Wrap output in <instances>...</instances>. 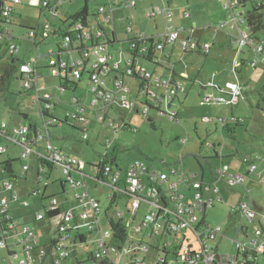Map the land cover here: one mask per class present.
<instances>
[{
    "label": "rangeland",
    "instance_id": "rangeland-1",
    "mask_svg": "<svg viewBox=\"0 0 264 264\" xmlns=\"http://www.w3.org/2000/svg\"><path fill=\"white\" fill-rule=\"evenodd\" d=\"M136 1L137 7L135 9L126 7L125 0H113L112 2H96L92 0L87 4L88 7L93 10L98 8L95 6L102 5L103 3L110 5L107 9L112 8V14L108 10L106 14H101L97 18H92L89 26L91 28L90 30L96 33L100 25L108 28L109 32H112L113 24L115 25L119 41L110 53L113 54L116 59L119 58L120 51L127 50L130 37V35L126 34L127 28H132L134 34L140 31H147L148 33L154 31V22L156 18L150 20L149 17L146 18V15L151 12L152 8L157 9L158 7H162L161 0ZM255 2L258 3V0ZM255 2L248 3L246 7L237 9L236 13L246 14L248 11H251ZM174 5L177 8H185V12L190 8L193 17L191 20L185 21L187 23H185L186 27L188 28L197 22L199 24L198 28L201 29H198L196 35L203 36L204 40H207L210 44H212V40L208 39V32L204 33L202 28L212 26L217 28L226 21L230 22L228 26L221 29L223 32L215 30L216 32L214 33L212 31L214 34L218 35L216 36L218 40L215 43V48L207 57L196 56V58H193L192 61L194 63L192 65L195 66L197 70H203V77L206 79L217 74V82L222 86H225L228 82H236V78L231 70L239 44H236V42L234 44L233 38H230L229 35H225V33H227L236 36L237 31L230 30L232 26L231 17L229 20L227 12L223 8L224 4L221 1L218 3L216 0H174ZM84 6L85 0H73V3L69 0L64 1L62 3V9L57 16L53 12H48L47 10H45L43 14L41 11V9H43L42 4L41 7L35 8L17 7V14L22 15L23 18L21 20L19 16H16L15 21L16 23H21L25 27L33 26L37 28L40 22L48 20L58 27L60 20L68 19L70 15L78 14ZM110 15L113 17V22H107ZM156 22H159L160 25L162 23L159 19H156ZM9 29L11 34L16 37L26 36V38H28L27 32H23L19 28L9 27ZM158 40H162L161 35L160 37H155L156 43ZM8 43L9 41L6 37L0 40V45L3 46V49L0 51L2 57L8 56V50L6 49ZM37 45L39 51L32 49L30 51L31 56H38L39 54L48 55L51 50L57 53L54 45L49 42L42 43L40 37L37 38ZM27 48H29V45L23 42L21 45V54L19 55H23ZM90 51V60L94 61L96 59L94 50L91 49ZM248 51V49H244V53L240 57L241 60L243 59L246 62V65L241 68L237 78L243 84L245 97L238 105L226 106L211 104L212 106L202 107L201 101H204L205 97L201 95V87L199 85L193 86L190 83H186L188 85L186 93L180 95L176 102V108H178L181 113V121L174 123L169 118L162 117L159 113V111L164 114L169 112L167 100L158 104L152 96L147 95L145 90L137 88V90L132 93L139 108V113L131 109L116 107L117 116H115L114 119L118 123L128 125V128L124 131H116L110 128L108 123H98V121H96V113L91 109L87 110V118L91 120L89 125H87V129L89 130L88 141H83L82 138H80L81 133H78V131L73 128L75 121L69 114H76L78 111L75 104H73L74 97L77 98L79 104L83 106L88 107L91 105L92 97L89 95V88L91 85L89 76L85 75L80 83L76 81L77 86L74 93L70 91L64 93L60 88L59 80L51 78L50 72H43L44 78L41 84L47 87V92L51 96L60 101V107H56L54 110L52 109V116L60 122H63L62 126L57 125L54 127L56 131L53 143L57 148L61 149L63 153L86 164L84 169L86 186L91 196L95 197L101 203L102 213L100 214V226L104 233L110 231L109 221L105 217L104 211L108 210L107 213L110 219L116 218V220H119L116 212H126L132 200L124 195H120L115 201L117 206L113 205L112 198L118 195L117 190L112 189L106 184L97 182L96 170L91 167L92 165L98 166L106 162L113 166L115 170H121L120 189L125 188L123 179L127 168L132 163L138 162L144 163L147 167L157 171H171L177 169L181 174H197L199 179L202 178L204 170L206 179V181H204L210 184L209 182L213 180L211 175L212 167L213 171L217 169L221 160L214 157V152H210L213 144H222V146H226L225 156H223L225 157L224 161L229 167L237 168L244 160L252 158L253 162L249 163V165L254 164L261 168V166H259L261 162L258 160L254 162V160L259 156H264V120L262 119L261 112V108L264 107V60L260 55H257V53H249ZM170 52V47L166 48L165 55L164 53L158 52L161 59L162 56H165L164 67L157 66L144 60L139 62L144 69L152 73L155 79H169L171 74L167 69L170 68V65L166 60V56ZM126 56L128 57L127 53ZM172 56L174 65L179 64L184 56L183 48L179 46L178 43L176 44L175 53ZM255 60L259 61L256 67L248 65ZM170 64H172V62ZM162 90L166 91V88L163 86ZM21 91L20 84L17 80L12 83L9 92L6 93L0 90V132L4 123L10 126L18 121V112H24L28 114L30 120L42 123V117L37 106L31 102L27 103L25 101L26 96L20 94ZM147 101L149 112H147V115H144L142 111L147 108V105H145ZM231 114L245 119V123L242 125H234L231 123L232 125L229 124L226 128L222 127L219 120L230 119ZM204 117H212L216 120L211 124H207L203 121ZM66 119H68L67 124H65ZM107 142L111 145L110 148ZM7 146L10 147L9 153L12 154L13 157L19 156L21 158V162H18L16 165L19 174L22 173L21 176H25V172L22 170L24 165H30L32 169H37L34 158L28 160L27 157L20 156V149L13 144L11 145L5 138L0 136V149L3 147L6 148ZM40 151L44 152L43 145H41ZM7 157V155L0 157V162L4 161ZM161 161L168 164L169 167L166 168L163 166ZM177 162L180 163L173 166ZM53 172V177L51 176L49 179L46 178L40 181L35 178L34 171L31 170L26 180L25 177H20L19 181H13L20 196V203H28V206L23 208H20L19 205H12L11 214L14 218L25 214H30L32 218L33 215L38 213L45 215V211L41 204L42 197L46 196V198H52L56 196V187H54V183L66 180L59 166H53ZM253 180V185H251L252 198L257 201L259 205L264 207V178H254ZM46 182L49 186L45 190ZM39 189L42 192L45 190L44 196H42V194L33 195ZM237 189L239 191L238 187ZM3 192L2 178L0 177V201ZM77 192V190L69 188L65 195L57 196L53 201L57 202L58 205L63 208L66 206L67 200H70V202L74 201V196ZM214 196L215 203L213 207L208 208L206 221L213 227H221L223 230L222 234H225L224 237H222V242L219 243V245L217 244V246H220L219 254L227 257L237 256V239L241 242L248 241L243 237H237L239 229L233 227V222H231L229 216L232 207L237 206L238 195L234 196L226 189H222L220 195L214 194ZM219 198L222 201H219ZM146 211L147 208L143 206L136 217L135 223H142ZM129 216L130 214L127 218H129ZM260 219L261 215L259 214L258 220ZM15 222L19 224L21 221L15 220ZM244 225L248 226V231L250 233L249 238L253 240L255 238L253 226L246 221H244ZM30 226L35 230V227H37L36 235L41 242L38 248L32 252L33 264H41L39 252L40 249L44 247L41 244L49 243L53 235H56L58 229L57 221L46 219L42 222L31 223ZM237 226L239 227L240 224L238 223ZM128 230L130 234V243L137 244L144 241V243L150 247V251L146 256V264H156L159 254H162L159 249L162 248L159 239L155 236L149 238L147 236L146 227L143 228L142 235L136 232L133 226H128ZM41 232L46 234L47 237L41 236ZM84 233L87 234L88 239L86 247H88V249L75 246L73 244V239L68 243L70 251L72 249L78 251V258L81 261L83 260V262L87 258L86 255L94 248L92 243L98 236L96 233L90 235L91 233L88 230H84ZM2 238L0 229V242ZM17 240V236L9 237V249L0 248V264H12L10 254L21 251L20 247L15 246ZM161 240L165 243L168 239L165 238ZM170 242L172 245L168 248V251L170 252V256H172L175 249L173 238L170 239ZM194 249L199 250L198 243H195ZM69 255L68 260H65L63 264H76L74 255ZM47 261H51L50 257L47 258ZM14 264H18V261ZM256 264L264 263L262 259H260Z\"/></svg>",
    "mask_w": 264,
    "mask_h": 264
},
{
    "label": "built area",
    "instance_id": "built-area-1",
    "mask_svg": "<svg viewBox=\"0 0 264 264\" xmlns=\"http://www.w3.org/2000/svg\"><path fill=\"white\" fill-rule=\"evenodd\" d=\"M113 0H105L104 2ZM224 4L225 9L230 13L231 17V29L237 31L236 44L239 48L236 52V57L232 64V74L236 78V82L220 86L210 80L207 82L206 87L218 90L222 95L220 97H214L212 95L205 96V100L201 101V105L207 103H219L226 106L238 105L244 99L243 85L237 76L239 70L242 68L243 63L241 55L244 53V49H248L251 52L257 53L264 60V40L257 43L253 32L248 28L247 16L245 13H236L239 9V0H219ZM54 0H0V21L13 20L12 14L18 6L25 5L28 7H41L54 10ZM57 5L62 4L63 0H55ZM105 4V3H104ZM125 5L128 8H135L137 6L136 0H125ZM110 6V5H108ZM243 8V7H242ZM98 13L106 14L107 11L112 14V8L101 6L96 9ZM108 12V13H109ZM156 11L151 14L155 16ZM107 22H113V17L110 15ZM51 25L45 23L40 35L43 38H48L51 33ZM81 24L77 23L75 27H72L70 32L76 34V38L80 41L77 42L70 36V32L65 33V39L61 45L62 50L68 49V43L74 44L75 49H80L81 56L76 58L71 56L65 59L66 52L55 53L51 50L48 55L31 56V50L38 48L35 46L33 33L28 38L16 37L4 30L0 24V40L6 37L9 41L10 49L14 54L21 53V45L26 42L29 45L24 52V58L26 59L21 69V85L22 91L26 94V97L33 101L34 104L40 109V114L43 119L42 125H35L32 129L27 125H12L8 126L6 123L2 125L0 136L5 138L11 145H15L20 149L22 157H27L31 160L36 156L39 161L38 180L43 179V175L46 173L47 165H58L61 167L64 176L66 177L67 186L72 190L78 192L74 196V201L69 202L65 210H60L55 201L48 202L46 207L47 213H53L59 210V214L52 221H57V238L54 240L56 243L55 250L53 251L52 258L55 264H61V262L69 257V240L73 239L74 245L80 248H85V243H81L80 238H87V234L84 230H88L91 234H98L96 240L92 243L93 252L98 257H106L114 264H146V256L150 251V247L147 246L144 241L140 243H130V241L124 245H115L112 242L111 231L103 232L100 226L102 207L101 203L93 196H91L88 187L86 186V175L82 172L86 164L76 158L70 157L66 154H62L61 151L54 146L50 129L57 125L62 126L63 122L55 119L52 116V109L54 108V97L51 96L45 85L41 84L43 79V71H48L52 78H59L61 83L70 87L71 83L81 80L83 72L87 69V73L90 76L92 85L89 88V94L92 97V103L90 106H83L79 104L77 98H74L73 104L78 109L76 114L70 113L69 116L73 117V128L81 133L80 138L83 141L89 140V130L87 125L91 122L87 117V110L91 109L96 113V121L98 123H108V126L116 131L124 129V123H118L110 117L107 118V107L113 103L124 109H134L136 102L128 100L126 94L129 89L126 83L122 80L114 82L113 88L106 89L103 84L104 81H100L101 77L108 76L112 73H120L124 77L136 76L142 81L141 89L145 90L149 96L157 98L158 101L164 102L167 100L168 104L173 100L176 90L171 86V81L153 80L152 73L143 68L139 64L140 58L147 57L150 51L148 41L150 37L145 34H140L130 41V51L134 53L129 57L128 61L124 60L123 52L119 53V58L110 53L102 54L106 51L107 46L105 44H99L94 46V55L96 59L90 60V47L88 41L93 40L90 35L81 33ZM127 32H131L129 28ZM70 33V34H69ZM97 36L95 40L102 37V32L97 29ZM162 40L155 45L154 52L164 51L165 47L169 44L176 42L184 49V51H196L199 47L198 44L187 38H182L181 31L172 27H166L161 35ZM36 39V38H35ZM201 51L208 53L210 50L209 44L201 45ZM39 51V50H38ZM77 55V53H74ZM87 59V60H86ZM131 59V60H130ZM240 59V60H239ZM87 63H86V62ZM127 62V64H126ZM259 63L258 60L250 62L248 65L256 67ZM214 77V76H213ZM166 88V93L163 96H159L154 93L152 87ZM62 91H65L60 87ZM123 93L119 97V94ZM162 98V99H161ZM148 109L143 111L144 115H147ZM262 119L264 120V107L261 110ZM174 115V113H172ZM173 117V116H172ZM204 122H210L209 118H204ZM66 124L68 119H66ZM108 143V142H107ZM44 146V152H41L37 146ZM34 145V147H33ZM36 145V146H35ZM108 145H110L108 143ZM7 148V147H6ZM6 148H1L0 153H5ZM264 162V158H259ZM256 167L254 166L252 171ZM31 169L30 165L23 167L24 172L29 173ZM99 170V169H98ZM4 173L0 168V174ZM121 170H115V168L106 162L101 168L98 179L99 183L106 184L112 189L117 190L118 195L112 198V202L120 195L132 200L129 213L136 219L138 213L143 206L147 208L146 214L142 223L132 225L128 223V226H133L136 232L143 234V228L146 227L147 236L153 238L154 236L163 235L165 238H173L175 242V249L172 256L166 257L159 254L156 264H255L257 261L254 259V253L256 251L264 253V230L259 226L254 229L255 238L251 243L241 242L237 240L238 254L242 256L241 263H238V258L235 260L227 259L223 261L216 255L217 244L219 240L224 236L221 227H213L209 224L205 217L203 218L202 212L209 207H213L215 200L205 202L204 198L207 192H210L211 185L206 184L204 181L199 180L195 175L178 174L174 171L173 174L177 175L180 182L190 181V185L194 190V194L190 198L184 197L179 193L177 184H173L169 180V175L163 172L155 171L147 167L144 163H132L124 174L123 182L125 188L120 189L121 183ZM217 180L224 181L226 186L230 189H235L241 186L245 181L248 173L232 172L230 167L226 164H221L214 172ZM26 175V173H25ZM4 192L2 193L0 201V220L4 222V230L6 239L1 240L0 248L9 249L8 238L17 236L18 240L15 244L16 247H20V252H13L10 254L12 264L18 261V264H33V250L39 246V241L36 235V231L26 226H19L14 221L11 215V206L14 203L19 202V193L14 189L13 184L8 180H2ZM215 194L219 195V189H215ZM6 193V195H4ZM42 191L39 189L33 195H41ZM221 201V199H218ZM23 207L28 206L27 202L21 203ZM233 213L239 218L240 225L244 221L253 225L256 219V211L252 205L248 202H242L238 206L233 208ZM124 213L117 212L118 218H122ZM37 222L44 221L45 215L38 214L35 216ZM243 225L241 226V228ZM248 227H246V230ZM244 230V229H243ZM192 231V233H187ZM73 234V235H72ZM165 237V238H164ZM109 238V239H108ZM158 238V237H157ZM87 241V240H86ZM161 241V240H160ZM163 241V240H162ZM195 243L199 244V250L194 249ZM172 243L167 241L162 245V250L166 247H171ZM154 249V248H152ZM166 249V248H165ZM162 252V251H161ZM47 249L43 247L40 249L39 258L41 264H52L47 261ZM175 254V256H173ZM22 256V258H21Z\"/></svg>",
    "mask_w": 264,
    "mask_h": 264
},
{
    "label": "trees",
    "instance_id": "trees-1",
    "mask_svg": "<svg viewBox=\"0 0 264 264\" xmlns=\"http://www.w3.org/2000/svg\"><path fill=\"white\" fill-rule=\"evenodd\" d=\"M64 1H67V0H63V2ZM69 1L73 3V0H69ZM91 1L92 0H85V6L80 10V12L78 14H76V15H70L68 19L60 20L58 27L56 25H54L51 21H48V20H46L44 22H40V24H39V26L37 28H35L33 26H26L25 27L21 23H16V21H15L16 16H19L21 20L23 18L22 15H18L17 14L18 13L17 9L15 10V13L12 14V16H13V20L12 21L11 20H8V21H6V20L5 21H0V24L2 25L3 29L9 31L10 34H11V31H10L9 27H16L17 29L18 28L21 29L23 32H27L28 37L30 36L31 33H33L34 34L33 36L36 39L35 38H32V39H34L35 46L38 48V50H39V47L37 45V38L40 37L42 43L49 42L50 44L54 45L55 49L58 52H60V51L61 52H66L67 55H64V58L67 59V58H70L71 56L76 57V58H80V56H81V53H80L81 50L80 49L79 50L78 49H75L74 48V44H72V43H68L69 45H68V49L67 50H62L61 49L62 48L61 45L63 44V39H65V33L66 32H70V30L72 29V27H75L77 23H80L81 24V27H82L81 33L82 34H88L93 39V40L88 41V45L90 47V50L93 49L94 46L97 45V42H98L99 44H105L107 46V48H108L102 54L110 53V51L118 43L116 42V40H115V38L113 36H112V38L111 37L110 38L107 37L108 42H106L107 40H105L103 38L104 37V33H103V30L104 29H103V26H99L98 27V29H100V31L102 32V37L99 38V39H97V40H95V37L97 36V33H94L92 30H90L91 29L90 26H89L90 25V20L92 18L99 17L101 15V13H98L97 10H93V9H90L88 7L87 4L89 2H91ZM94 1H96V2L97 1L104 2L105 0H94ZM255 1H257V0H239L238 7L239 8L246 7V5L248 3H253ZM53 4H54V6H53L54 10H52V7H51V10L49 8H43V9H41L42 13L44 14V11L47 10L48 12H53L57 16V14L60 13V11L62 9V4L57 5L56 2H55V0H54ZM101 6L108 7V5L107 4H104V3L102 5H98V6H95V7H101ZM18 7H28V6L22 5V6H18ZM29 8H35V7H29ZM246 16H247L248 28L253 32L257 43H259L260 41L264 40V0H258V3L255 2V4L253 5L251 11H248L246 13ZM45 23L50 24L51 27H52L51 33H50V35H49L48 38H43L40 35V33H41V31H42L43 26H44ZM176 30H178V29H176ZM96 32H97V30H96ZM70 33L69 34H70V36L72 38H74L77 42L80 41L79 39L76 38L77 36H76L75 33H72V32H70ZM141 34L147 35L146 33H141ZM24 37H26V36H24ZM150 38L151 39H150V41H148L147 44H148V46H150L151 49H150L149 54L147 55V57H143L144 58V61L150 62V63L155 64V65L160 66V67H164L162 65L163 60L161 58L158 59L155 56V53H157V52L155 51V53H153L154 52V48H155V43H156L155 42V39L152 38V37H150ZM187 39L195 41L198 44V47L199 48L196 51H189V52L188 51H184V49H183V51H184V57L187 56V55H189V54L190 55L191 54H195V55H198V56H205V57H207L208 55H210L211 46H210V50H209L208 53L202 52L201 51V48H200L201 45L208 44V43L204 42L203 40L196 39V38H193V39L192 38H187ZM233 39H234V44H235V42H236L235 36L233 37ZM159 41H161V40H159ZM159 41H157V43H159ZM130 42L131 41L129 40L126 51H120V52H123L124 54L127 53L128 57H131V55H134V53L130 51ZM177 43L178 42H176L174 44H171V45L168 44L165 47V49L167 47H171V48L176 49V44ZM2 49H3V46L0 45V51ZM6 49L8 50V52H7L8 56H3L2 57L1 54H0V90L2 92H6V93L9 92V89L11 88L12 83L14 81H16V80L20 83L21 90H23L22 89V85H21V69H22L23 64H24V62H25L26 59L24 58V55L14 54L11 51V49H10L9 43H8V45H6ZM165 49H164V51H165ZM164 51H158V52H164ZM75 52L77 53V55L74 54ZM248 52L250 53L251 51H248ZM90 54H91V51H90ZM111 55H113V54H111ZM166 58H167V56H166ZM168 59L169 58H167L166 60L168 61ZM183 59L184 58L182 57L181 61H183ZM168 63H169V65L171 67H175V65L173 63L172 64H170V62H168ZM242 63H243V66L246 65V62L243 59H242ZM126 64H127V62H126ZM240 70L238 71L239 73H240ZM167 71L170 72L171 75H170L169 79H164V80H168V81L170 80L171 81V86H174V85L176 86L178 84L176 82V79L179 76L177 75L176 71L174 69H172V68L167 69ZM112 74L118 75L119 73L116 72V73H112ZM85 75H88L87 69L84 70L83 75H82V78ZM101 78H103V77H101ZM117 78L120 80V77L119 76H117ZM126 78H133V79H138L139 80V78H137L136 76H133V77L132 76L131 77H128L127 76ZM89 79H90V76H89ZM153 79H154V77H153ZM90 83L92 85L91 79H90ZM76 86H77L76 83H71L70 87L67 88L66 85L63 86V84H61V87L64 90H68V92L70 91L71 93H74V91L76 89ZM155 93H157L159 96L161 95L157 91H155ZM20 94H24L26 96V94L23 91H21ZM161 96H163V94ZM154 99L156 100V102L158 104L159 103L160 104L162 103V102L158 101L157 98H154ZM145 105H147L146 107H147L148 112H149L148 101L146 102ZM170 105L171 104H169L167 106L168 109H169V112L168 113H165L164 114L161 111H159V113L162 115V117L176 119V121H179L178 120V116L176 115L177 114V111L174 110V109H172V107ZM58 107H60V106L58 105ZM119 108L124 109V108H122L120 106H119ZM136 109H137V107H135L134 109H131V110H134L137 113H139V110H136ZM38 110L40 111L39 108H38ZM143 111H142V113H143ZM172 113H174V115H172ZM106 116H107V118H109L108 117V114H106ZM13 125H27V126H29L32 129L36 125V123H34L33 120H30L28 114L22 113V112H18V121L15 124H13ZM10 126H12V125H10ZM124 127L125 128L122 129V130H125L126 128H128V125L125 124ZM33 147H34V145H33ZM37 148H38V146L36 147V149ZM9 150H10V147L7 146L6 152L5 153H0V157H2L3 155H7L8 156L4 161L0 162V168H2V170L4 171V173L2 172V174H0V177L2 178V180H8V181H10L13 184V181H15V182L19 181L20 177H22V178L25 177V179L27 177L24 176V175L21 176V174H19V172H18V170L16 168L17 163L18 162H21V158L19 156L13 157L12 154L9 153ZM33 158L35 159L36 164H39L40 163L39 161H37L36 156H34ZM161 163L166 168L169 167V165L166 164L165 162L161 161ZM179 163L180 162H177L173 166H176ZM103 165L104 164H100L98 166H96V165H94V166L92 165L91 166V167H93L96 170L97 176H99L100 171H101V168L103 167ZM51 166H53V165H47V167L50 168V169H51ZM23 167H22V170H23ZM174 171L178 172L177 169H173L171 171L168 170V172H163V173H166V174H168L170 176V175H174L173 174ZM203 172H204V170H203ZM25 173L28 174L27 172H25ZM45 175L48 176V174H46V173L43 176H45ZM211 175H212L213 179H216L217 180V177H216V175L214 174V172L212 170H211ZM195 177H197L199 179V176L198 175H196ZM96 180L99 181L100 179H98V177H96ZM199 180L204 181V178H202V179L200 178ZM206 184H208V183H206ZM13 186H14V184H13ZM54 187H56L59 190L60 193L58 195H56V196H53L52 198L51 197L50 198H44V197H42L41 204L43 205L44 211L46 210L45 205L48 202L52 201L57 196L63 195V193H66L67 190L69 189V186H67L66 180L65 181H60V182L54 183ZM14 189L16 190L15 186H14ZM4 195H6V193H4ZM20 202L21 201H20V196H19V202H18V204L20 205L21 208H23V206L21 205ZM11 212H12V206H11ZM58 214H59V210H57L56 212H53V213H47L45 211V219L44 220L47 219V220L52 221L54 218L57 217ZM204 217L205 216H203V218ZM13 219H14V221L16 220L14 217H13ZM109 226H110V231H111V234H112V242H113V244L120 246V245H124V244H126V243H128L130 241V234H129V230H128V225L124 222L123 217L121 219L119 218V220H116V221H115V219H111L109 221ZM0 229H1L2 237H3L2 240H4V239H6L5 230H4V222L1 221V220H0ZM187 233L190 234V233H192V231H189ZM157 237H158L157 239H159V241L161 239H163V235L157 236ZM167 239H168L167 241H170V238H167ZM80 241H81V243H85L86 242V244H87V241L85 240L84 237H81L80 238ZM86 244H85V249L86 248L88 249V247H86ZM165 244H166V242L164 243V245ZM55 245H56V243L54 241H52L50 243V245H48L47 247H45V249H47V253H48L47 256L50 257V260H51L50 262L52 264H55L54 263V260L52 258L53 251L55 250ZM165 248H163L160 251H162V254L163 255H165L166 257H168V256H170V252L168 251V248H170V247H166L165 246ZM92 250H93V248H92ZM69 252H70V254H73L74 255V257L76 259V264H114L111 261H109V259L106 258V257H98L97 254L94 253V252H90L89 254H87L86 255L87 258H86V260H84V262H83V260L82 261L79 260V258H78V251L73 250V249L70 251V249H69ZM173 256H175V254ZM238 256H239V254L237 256H228L227 259L235 260V259L238 258ZM68 258L64 259L62 262H64L65 260L67 261ZM254 259H255V261H258V260L262 259V261L264 262V253L259 252V251H256L254 253ZM62 262H61V264H63ZM158 264H160V263L158 262Z\"/></svg>",
    "mask_w": 264,
    "mask_h": 264
},
{
    "label": "crops",
    "instance_id": "crops-1",
    "mask_svg": "<svg viewBox=\"0 0 264 264\" xmlns=\"http://www.w3.org/2000/svg\"><path fill=\"white\" fill-rule=\"evenodd\" d=\"M206 1H208V0H206ZM218 3H219V0H216ZM161 2H162V7H158L157 9H155V8H152V10H151V12H149V13H147V15H146V18L147 17H149V19L150 20H153L154 18H156V19H159V21H162V23H161V25H160V23L159 22H156V19H155V22H154V24H155V27H154V31H152L151 33H148L147 31H140L139 33L137 32V33H135L134 34V31L132 30V28H130L131 29V32L129 33V32H127V30L129 29V28H127L126 29V34L127 35H130V37H129V40H131L132 38H135V37H137L139 34H141V33H146L149 37H152V38H154L155 39V37H158V36H160V35H162V33L164 32V30H165V28L166 27H172V28H174V29H178V30H180L181 31V34H182V36L184 37V38H196V39H200V40H203L204 42H206V43H208V44H210L209 42H207V40L205 41L204 40V38H203V36H199V35H196V33H197V31H198V29H201V28H198V23L197 22H195L192 26H190V27H186V22L185 21H189V20H191L192 19V13H191V10H190V8H189V10L187 11V12H185V8H177L175 5H174V0H161ZM188 5H189V3H188ZM137 7V6H136ZM224 9H225V7H223ZM133 9H135V8H133ZM153 11H156V13H155V16H152L151 14L153 13ZM225 11L227 12V16H228V19L230 20V13H229V11L227 10V9H225ZM185 13V14H184ZM74 15H76V14H74ZM186 23V24H185ZM192 23V22H191ZM230 24V22L229 21H226L225 23H223L222 25H220L219 27H217V28H215V27H203L202 28V30H203V32L205 33H207L208 32V34H209V38L208 39H210V40H212V44H210V46H211V52L210 53H212V51H213V49L215 48V43L217 42V38L218 37H216V36H218L217 34H214L217 30L219 31V32H223V30H221L222 28H224V27H226V26H228ZM100 26H102V25H100ZM103 33H104V39L105 40H107L106 42H108V39H107V37H111L112 38V36L115 38V40H116V42L118 43V41H119V39H118V35H117V32H116V30H115V25L113 24V28H112V32H109L108 31V28H106V27H104L103 26ZM216 30V31H215ZM230 30H233V31H236L235 29H230ZM214 33H213V32ZM236 34V33H235ZM225 35L226 36H230V38H233L234 37V34H227V33H225ZM234 40V39H233ZM159 41V40H158ZM23 44V43H22ZM26 45H27V43H26ZM220 46V45H219ZM221 47H222V45H221ZM170 49H171V52L169 53V54H167V58H169L168 59V62H172L173 64H174V60H173V54L175 53V50L176 49H174V48H171L170 47ZM26 50V49H25ZM161 53H164V55H165V53H166V49H165V51L164 52H161ZM155 56L159 59L160 58V55L158 54V52L157 53H155ZM196 56H198V55H195V54H189V55H187V56H183V61H180V63L179 64H177V65H175V67H171L170 66V68H172V69H174L175 71H176V73H177V75L179 76V77H177V79H176V82L178 83L176 86L174 85V86H172L175 90H176V93H175V95H174V97H173V100L171 101V103H169V104H171L170 106L172 107V109H174V110H176L177 111V116H178V120L179 121H181V113H180V111H179V109L178 108H176V102H177V99H179V97H180V95H182V94H185L186 93V91H187V87H188V85L186 84V83H190V84H192L193 86L194 85H199L200 87H201V95L202 96H207V95H212V96H214V97H220L222 94L218 91V90H216V89H212V88H208V87H206V84H207V82L208 81H210V80H213V82H215L216 84H218V85H220L218 82H217V80H218V75L217 74H214L211 78H208V79H206L205 77H203V75H204V72H203V70H197V69H195V66H193L192 64L194 63L192 60H193V58H196ZM164 57L165 56H162V59H163V62H162V65H165V62H164ZM166 58V59H167ZM128 59H129V57H127L126 55L124 56V60L125 61H128ZM142 60H144V59H140L139 61H142ZM189 63H190V65H189ZM139 64H140V62H139ZM44 72V71H43ZM43 74V73H42ZM117 76H119L120 77V80H122V81H124L125 83H126V85H127V87H128V89H129V92L126 94V96H127V99L128 100H133V101H135V99L133 98L134 96H133V93L132 92H134V91H136L137 90V88H140L141 89V86H142V81H140V80H138V79H133V78H126V77H124L123 75H121L120 73L118 74V75H116V74H110V75H108V76H105V77H103V78H101V81H104V84H103V86L106 88V89H110V88H113V86H114V82H116L117 80H118V78H117ZM43 78H44V75H43ZM52 78V77H51ZM55 79H58L59 80V85H60V87H61V81H60V79L59 78H55ZM155 79V78H154ZM153 79V80H154ZM162 82L163 81H165V80H162V78H159ZM165 79V78H164ZM82 80V79H81ZM155 80H158V79H155ZM241 82V81H240ZM80 83V82H79ZM230 83H233V82H228L227 84H230ZM20 84V83H19ZM44 85V84H43ZM226 85V84H225ZM241 85H243L242 83H241ZM220 86H222V85H220ZM46 87V86H45ZM152 89L154 90V91H157L158 93H160V94H164V93H166V91H164V90H162V88H158V87H156V86H154V87H152ZM46 90H47V87H46ZM243 91H244V89H243ZM64 93H67L68 92V90H65V91H63ZM90 95V94H89ZM121 95H123V93H121V94H119V97L121 96ZM244 97H245V94H244ZM186 98V97H185ZM26 100V102L28 103V102H31V103H33V101L32 100H30V99H28V98H25ZM54 103H55V105H54V108H53V110L56 108V107H58V105L60 106V101L58 100V99H54ZM34 104V103H33ZM168 104V105H169ZM215 105V104H219V103H214V102H212V103H207V104H205V105H201L202 107H205V106H209V105ZM34 105H36V104H34ZM211 105V106H212ZM219 105H223V104H219ZM116 107H118L119 108V105H118V103L116 102V103H113V104H111V105H109L108 107H107V114H108V117H110V118H112L113 120H115L114 119V117L115 116H117V111H116ZM136 107H137V109L136 110H139V108H138V106H137V104H136ZM262 109V108H261ZM22 113H24V112H22ZM204 118H209L210 119V122H205V123H207V124H211V123H213V121L214 120H216L215 118H212V117H204ZM203 118V119H204ZM171 121H173L174 123L176 122V123H178L179 121H176V119H171V118H169ZM18 120V119H17ZM245 119H241L240 117H236L235 115H233V114H231V116H230V119H225V120H219V122L222 124V127H224V128H226V127H228V125L230 124V125H232V124H234V125H242V124H244L245 122ZM42 122H43V119H42ZM34 123H36V125H38V126H41L42 125V123H37L36 121H34ZM220 123H218V124H220ZM232 123V124H231ZM230 130V129H229ZM55 131H56V129L54 128V127H52L51 129H50V134H51V139H52V142L54 141V139H55ZM124 131V130H123ZM231 131V130H230ZM54 144V143H53ZM42 145V144H41ZM41 145H39L38 146V149L40 150L41 149ZM55 146V145H54ZM109 146V148L111 147V145H108ZM55 147H57V146H55ZM59 149V148H58ZM212 150H210V152H214V157L216 158V159H221L220 160V165L223 163V164H226V162L224 161V159H225V150H226V146H222V144H217V145H215V144H213V146H212V148H211ZM60 151H61V153L62 154H66V153H63L62 152V150L61 149H59ZM66 155H68V154H66ZM224 155V156H223ZM68 156H70V155H68ZM70 157H72V156H70ZM264 158V156H259L258 158H256L255 160H254V162H256L257 160L258 161H260L261 162V165H259V166H261V168H259L258 166H256V165H254V164H252V165H249V163H251V162H253V160H252V158H248V159H246V160H244L242 163H240V165L239 166H237V168H231L230 167V170L232 171V172H241V173H245V174H247L248 173V176L246 177V179H245V181L243 182V184L241 185V186H238V188H239V191H238V189L237 188H235V189H230V188H228L227 186H226V184H225V182L224 181H219V180H216V179H213L211 182H209L210 184L209 185H211V190H210V192H207L206 193V196H205V198H204V201L205 202H210V200H215V196H214V194H215V189L216 188H218L219 189V195H220V193H221V191H222V189H226L227 191H229L232 195H234V196H237L238 195V203H237V206L240 204V203H242V202H248V203H250L251 205H252V207L254 208V210L256 211V219H255V223L252 225L253 226V229H255V227H257V226H259L260 228H262L263 230H264V207L263 206H261V205H259L258 203H257V201H255V200H253V198H252V194H251V185H253V179L254 178H264V162H262L259 158ZM219 165V166H220ZM227 165V164H226ZM40 165L39 164H37V169H32V166H31V169L29 170V172L31 171V170H33L34 171V176H35V178H37L38 179V167H39ZM53 166H58V165H53ZM53 166H51V169L50 168H48L47 166H46V168H45V170H46V174H48V176L47 175H45V176H43V179H49L51 176L53 177L54 176V172H53ZM218 166V167H219ZM256 167L253 171H252V169H253V167ZM60 167V166H59ZM61 168V167H60ZM153 169V168H152ZM153 170H155V169H153ZM216 170V169H215ZM215 170L213 171V167H212V171L213 172H215ZM155 171H157V170H155ZM178 171V170H177ZM83 173H84V170L82 171ZM158 172H168V171H158ZM22 174V173H21ZM178 174H180L181 175V173L178 171ZM184 174V173H183ZM28 175L29 174H26L25 176L26 177H28ZM84 175H85V173H84ZM186 175H188V174H186ZM190 176L191 175H197V174H189ZM202 178H204V180L206 181V179H205V175H204V172H203V176H202ZM201 178V179H202ZM26 180V179H25ZM169 180H170V182L171 183H173V184H177V187H178V189H179V193L180 194H182V195H184V197H186V198H190V197H192L193 196V194H194V190L192 189V187L190 186V181H186V182H180V179H179V177L177 176V175H170L169 176ZM49 186V184L46 182V185H45V190H46V188ZM45 190L42 192V196H44V192H45ZM68 191V190H67ZM60 192H59V190L56 188V195H58ZM67 193V192H66ZM66 193H63V195H65ZM220 197V196H219ZM44 198H46V196H44ZM115 201H116V199H115ZM115 201H113V204L114 205H116L115 204ZM222 201V200H221ZM70 202V200H67V204H66V206L65 207H63V208H61V206H59L58 205V203H57V205L59 206V208H60V210H65L66 209V207L68 206V203ZM15 205H19L18 203H14ZM43 206V205H42ZM117 206V205H116ZM116 206H115V209H116ZM19 207H20V205H19ZM21 208V207H20ZM128 209L126 210V212H124V215H123V220H124V222L126 223V224H128V223H130V224H132V225H137V223H135V221H136V219L133 217V215L132 214H130L129 213V209H130V205L127 207ZM233 208H234V206L232 207V210H231V212H229V216H230V220H231V222H233V227H237L238 229H239V231L237 232V237L238 238H240V237H243L244 239H246V240H248V241H245V242H247V243H251L253 240H251L250 238H249V231H248V229L246 230V227H248V226H245L244 225V222L242 223V225H243V227L241 228V226L242 225H240L239 227L237 226L238 225V223L240 224V222H239V218L237 217V215L235 214V213H233ZM207 211H208V208L206 209V210H204L203 212H202V216H205V219H206V215H207ZM108 210L107 211H104V215H105V217L107 218V220L108 221H110L111 219H110V217L108 216ZM38 214H41V213H38ZM38 214H36V215H38ZM130 214V216H129V218H127L128 217V215ZM259 214L261 215V219L260 220H258V216H259ZM36 215H33V218L30 216V214H25V215H19V216H17V217H15V219L16 220H20L21 222L19 223V226H26V227H30L31 229H33V230H35L34 228H32L31 226H30V224L31 223H37V221H36V219H35V216ZM116 215H117V212H116ZM118 217V216H117ZM112 219H115V221H116V218H112ZM42 222V221H41ZM36 228V232H37V227H35ZM244 229V230H243ZM227 232V231H226ZM73 235V234H72ZM90 235H92V234H90ZM225 235V234H224ZM41 236H43V237H47V235L46 234H43L42 232H41ZM224 237V236H223ZM38 238V237H37ZM57 238V233H56V235H53V237L51 238V241L49 242V243H47V244H45V243H43V244H41L42 246H44V247H47L52 241H54L55 239ZM87 240V239H86ZM238 240V239H237ZM38 243L40 244L41 242H40V239L38 238ZM70 241V240H69ZM72 241V240H71ZM222 242V238L219 240V242H218V245H219V243H221ZM73 244H74V242H73ZM164 244V242L163 241H160V245L162 246ZM155 250H157V249H155ZM91 252H93V250L91 251ZM220 253V246H217V250H216V255H217V257L218 258H221L223 261H226L227 260V256H224V255H220L219 254ZM159 254V253H158ZM241 260H242V256H238V263H241ZM63 263V262H62ZM257 263V262H256ZM255 263V264H256ZM264 263V262H263Z\"/></svg>",
    "mask_w": 264,
    "mask_h": 264
},
{
    "label": "bare ground",
    "instance_id": "bare-ground-1",
    "mask_svg": "<svg viewBox=\"0 0 264 264\" xmlns=\"http://www.w3.org/2000/svg\"><path fill=\"white\" fill-rule=\"evenodd\" d=\"M140 59H144V58H140Z\"/></svg>",
    "mask_w": 264,
    "mask_h": 264
},
{
    "label": "flooded vegetation",
    "instance_id": "flooded-vegetation-1",
    "mask_svg": "<svg viewBox=\"0 0 264 264\" xmlns=\"http://www.w3.org/2000/svg\"><path fill=\"white\" fill-rule=\"evenodd\" d=\"M96 175H97V172H96Z\"/></svg>",
    "mask_w": 264,
    "mask_h": 264
}]
</instances>
